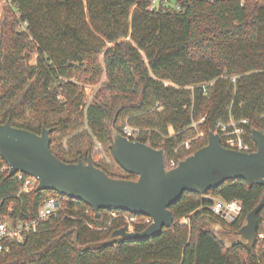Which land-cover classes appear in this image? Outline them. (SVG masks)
<instances>
[{
  "label": "trees",
  "instance_id": "16d2710c",
  "mask_svg": "<svg viewBox=\"0 0 264 264\" xmlns=\"http://www.w3.org/2000/svg\"><path fill=\"white\" fill-rule=\"evenodd\" d=\"M6 3L0 123L36 133L50 129V150L60 160L76 162L82 154L63 157L57 132L67 133L84 120L111 152L108 122L123 135L117 123L125 115L148 128L140 131L138 141L162 149L167 168L171 158L178 162L206 145L216 123L230 117L247 119L245 139L256 149L251 129L264 132V0H169L157 10L149 9L150 0ZM99 83L86 106L79 84ZM201 118L196 129L190 126ZM187 140L190 149L182 151ZM99 168L111 177L136 179L125 171L114 175ZM8 171L0 158V221L32 220L46 199L63 200L36 232L5 242L0 264H264V249L226 246L220 234L232 233L214 230L208 221L215 217L238 230L260 201L262 185L248 187L236 179L207 191L241 204L233 222L214 214L210 199L184 192L169 206L170 227L148 238L98 246L116 229L142 231L148 225H130L125 216L131 214L120 211L99 210L97 217L90 206L54 191H20L17 175ZM263 213L264 208L259 224Z\"/></svg>",
  "mask_w": 264,
  "mask_h": 264
},
{
  "label": "water",
  "instance_id": "95a60500",
  "mask_svg": "<svg viewBox=\"0 0 264 264\" xmlns=\"http://www.w3.org/2000/svg\"><path fill=\"white\" fill-rule=\"evenodd\" d=\"M110 150L118 166L136 179L115 178L97 167L91 157L78 156L76 162H64L50 150V129L40 133L16 127L9 121L0 123V158L9 168L8 175L22 173L37 180L36 190L54 191L60 196L99 210L120 211L134 216H147L151 223L142 231L122 227L98 246L125 240L148 238L170 227L173 216L169 206L184 193L205 195L227 180L242 179L248 187L264 186V132L251 129L256 149L250 152L222 145L216 132L208 135L207 144L166 167L162 149L130 140L108 127ZM264 208V193L258 204L247 213L245 223L231 231L220 220L209 217L214 230L231 232L236 244L251 251L258 241V215Z\"/></svg>",
  "mask_w": 264,
  "mask_h": 264
},
{
  "label": "built area",
  "instance_id": "2783aa9c",
  "mask_svg": "<svg viewBox=\"0 0 264 264\" xmlns=\"http://www.w3.org/2000/svg\"><path fill=\"white\" fill-rule=\"evenodd\" d=\"M9 2L10 0H2ZM169 0H150L149 9L157 10L160 4L168 3ZM242 3L243 0H240ZM169 85L171 83L165 82ZM209 83L208 85H210ZM191 88V87H187ZM204 93H206V85L203 86ZM204 118L198 121H192L191 127L196 129L198 123L202 122ZM247 119H234L230 117L227 121L219 120L215 125V131L222 140V145L229 149H235L243 152L252 151L250 143L245 139ZM122 133L130 140H138L140 129L125 122L122 127ZM197 133L195 137L199 136ZM182 151L190 149V140L181 144ZM177 149L175 150V153ZM177 164L176 158L169 160V166L173 167ZM20 183V191L29 192L36 188L37 180L34 177L16 173ZM204 198L210 199L211 211L220 219L226 222H233L237 219L241 212V204L237 200H223L208 195H203ZM60 203L55 198L46 199L38 207L35 217L32 220H17L15 222L0 221V253L7 250L5 242L10 240L22 241L25 234L28 232H36L40 222L55 214L59 208ZM125 220L130 225H149L151 218L143 215L139 216H125Z\"/></svg>",
  "mask_w": 264,
  "mask_h": 264
},
{
  "label": "rangeland",
  "instance_id": "374dc122",
  "mask_svg": "<svg viewBox=\"0 0 264 264\" xmlns=\"http://www.w3.org/2000/svg\"><path fill=\"white\" fill-rule=\"evenodd\" d=\"M7 3L0 0V34H1V24L4 20V7ZM34 60V57L32 61ZM100 61L102 63V57L100 58ZM100 84L91 85V84H79L81 88L84 90V104L87 106L89 103H91L100 87ZM132 115H125L121 116L118 120L117 125L119 127H123L124 123L127 122L132 126L138 127L141 130L148 129L147 127H140L137 125H134L131 122ZM31 126L33 128H36V124L34 123V120L32 117L27 116V118ZM78 125H74L73 130L63 133L61 131L56 133L57 137V145L60 147L58 150L61 152V155L65 158H72L74 159L76 157V152H81L84 159H86V153L87 150H91V159L93 163L98 165L99 167L104 168L107 172L114 174V175H125L124 171L118 166V164L115 162L112 153L108 151L105 147H103L100 143L96 141V139L93 137V135L90 133L86 123L84 120H78ZM108 124L110 125L111 122L109 121ZM200 133L198 130L196 132ZM201 134V133H200ZM63 200L62 197H57L58 200ZM218 231V230H217ZM258 241L255 245L256 251H261L264 249V242L262 241L264 237V213L261 215V221L258 227ZM221 239L224 241L226 246H232L235 241L237 240L235 236L232 234L230 236H223L220 234Z\"/></svg>",
  "mask_w": 264,
  "mask_h": 264
}]
</instances>
